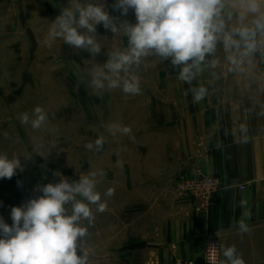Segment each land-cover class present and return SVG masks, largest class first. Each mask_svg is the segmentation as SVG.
I'll return each mask as SVG.
<instances>
[{"label": "rangeland", "instance_id": "obj_1", "mask_svg": "<svg viewBox=\"0 0 264 264\" xmlns=\"http://www.w3.org/2000/svg\"><path fill=\"white\" fill-rule=\"evenodd\" d=\"M101 2L119 21L136 23L133 10L123 16L113 9L115 0ZM68 5L69 0H0V153L9 158L20 155L23 166L11 179H0V216L11 225L12 207L42 195L38 185L58 183L61 176L77 181L79 175L96 171L97 191L107 207L99 213L93 206L95 221L85 250L91 264H135L122 261V238L136 235L138 224L137 213H126L123 229V205L136 204L139 164L153 163L161 145L168 146L175 138L170 113L179 116L178 100L193 97L190 92L185 95L190 86L177 78L170 61L158 63L155 58H148L134 73L141 80L140 94L105 89L92 95L90 71L95 63L107 61L108 49L125 47L126 38L98 25L97 35L104 38L105 48L95 57L61 40L46 46L51 22ZM201 84L209 88L204 100H248L252 120L264 128V63L257 60L249 76L224 71L216 81L206 71L193 82V86ZM36 106L48 115L40 130L20 120L23 113L31 116ZM113 123L130 127L131 133L111 135L107 126ZM100 136L105 139L101 150L85 148ZM108 189L114 191L110 198L103 195ZM127 224L130 229L123 233Z\"/></svg>", "mask_w": 264, "mask_h": 264}, {"label": "clouds", "instance_id": "obj_2", "mask_svg": "<svg viewBox=\"0 0 264 264\" xmlns=\"http://www.w3.org/2000/svg\"><path fill=\"white\" fill-rule=\"evenodd\" d=\"M112 7L123 16L133 10L136 23L111 16L101 0H69L44 39L48 47L61 40L95 57L105 48L104 38L97 35L98 25L126 38L125 47L108 49L107 61L95 63L90 71L92 95L105 89L140 94L141 80L134 73L148 58H155L158 63L170 61L177 78L190 86L185 95L190 92L193 103H199L209 88L193 82L206 71L216 81L224 71L249 76L257 60L264 63V0H115ZM20 120L40 130L48 115L36 106L31 116L23 113ZM107 127L113 136L131 133L130 127L117 123ZM240 131L246 134L247 128L241 125ZM104 143L100 136L85 148L99 151ZM18 156L0 153V179H11L17 169L23 170ZM98 175L87 171L77 181L61 176L58 183L38 185L42 195L12 207L11 225L0 216V264H91L85 243L95 221L93 206L99 213L107 207L97 191ZM103 195L110 198L114 191L108 189ZM238 230L248 233L249 227L241 221ZM223 257L222 264H245L234 246L224 248Z\"/></svg>", "mask_w": 264, "mask_h": 264}, {"label": "crops", "instance_id": "obj_3", "mask_svg": "<svg viewBox=\"0 0 264 264\" xmlns=\"http://www.w3.org/2000/svg\"><path fill=\"white\" fill-rule=\"evenodd\" d=\"M178 101L179 116L170 113L175 138L161 145L153 163L139 164L136 204L123 205V229L126 213H137L138 224L136 235L122 238V261L159 264L180 257L202 263L205 239L216 234L221 264L223 249L233 246L245 264H264V128L252 120L248 100ZM195 169L221 180L204 205L176 190L178 178ZM241 221L248 233H239Z\"/></svg>", "mask_w": 264, "mask_h": 264}, {"label": "built area", "instance_id": "obj_4", "mask_svg": "<svg viewBox=\"0 0 264 264\" xmlns=\"http://www.w3.org/2000/svg\"><path fill=\"white\" fill-rule=\"evenodd\" d=\"M221 187V180L214 175L203 173L200 169L184 172L176 182L178 194L191 201L204 205L212 194ZM240 188L244 189L245 185ZM214 246V248H210ZM221 240L216 234H209L204 242V260L198 263L187 258H176L171 262L159 264H221Z\"/></svg>", "mask_w": 264, "mask_h": 264}]
</instances>
